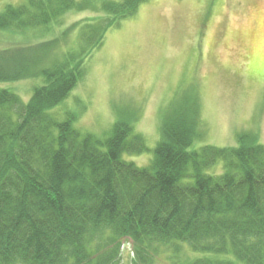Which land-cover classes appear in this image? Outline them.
I'll list each match as a JSON object with an SVG mask.
<instances>
[{
	"label": "trees",
	"instance_id": "1",
	"mask_svg": "<svg viewBox=\"0 0 264 264\" xmlns=\"http://www.w3.org/2000/svg\"><path fill=\"white\" fill-rule=\"evenodd\" d=\"M99 1L23 0L0 10V29L41 34L82 2L98 12L75 25L80 47L62 59L49 54L61 46L57 36L0 49V264H121L128 245L131 264H156L171 243L196 253L182 264H264L259 134L239 132L232 146L199 143V98L167 108L152 149L130 119L100 136L75 126L79 113L53 110L110 28L148 0ZM25 78L37 83L27 102L6 86ZM147 151L148 164L126 156Z\"/></svg>",
	"mask_w": 264,
	"mask_h": 264
},
{
	"label": "rangeland",
	"instance_id": "2",
	"mask_svg": "<svg viewBox=\"0 0 264 264\" xmlns=\"http://www.w3.org/2000/svg\"><path fill=\"white\" fill-rule=\"evenodd\" d=\"M22 1L0 0V10ZM97 13L82 2L48 34L0 29V49L18 51L57 36L61 46L49 54L62 59L80 47L75 25ZM68 28L72 32L62 39ZM84 61L85 74L53 109L61 116L79 113L75 126L83 133L104 136L115 121L127 118L152 149L167 108L199 98L205 130L199 143L232 146L242 131L264 142V0H148L111 27ZM35 84L25 78L6 86L27 102ZM151 155L126 154L138 165L148 164ZM212 169L223 171L221 165ZM179 245L161 246L156 264H182L196 255L188 244ZM131 257V246H125L121 264H131Z\"/></svg>",
	"mask_w": 264,
	"mask_h": 264
}]
</instances>
